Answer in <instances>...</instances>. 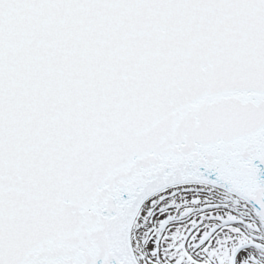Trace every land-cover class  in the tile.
<instances>
[{
  "label": "snow or ice",
  "instance_id": "obj_1",
  "mask_svg": "<svg viewBox=\"0 0 264 264\" xmlns=\"http://www.w3.org/2000/svg\"><path fill=\"white\" fill-rule=\"evenodd\" d=\"M0 264H264V0H0Z\"/></svg>",
  "mask_w": 264,
  "mask_h": 264
}]
</instances>
